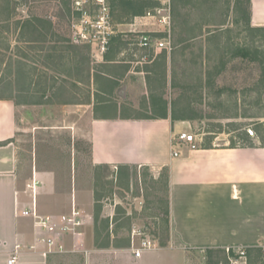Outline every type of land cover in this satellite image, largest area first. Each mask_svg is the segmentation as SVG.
I'll return each mask as SVG.
<instances>
[{
  "label": "rangeland",
  "instance_id": "rangeland-1",
  "mask_svg": "<svg viewBox=\"0 0 264 264\" xmlns=\"http://www.w3.org/2000/svg\"><path fill=\"white\" fill-rule=\"evenodd\" d=\"M234 2L172 0L170 35L191 40L186 46L155 50L137 43L140 32L162 29L144 17L153 0H108L113 32L101 53L75 39L73 24L79 14L73 0H0V95L16 104L19 138L27 151L30 148L37 168L61 178L73 174L76 188L92 193L91 199L77 204L84 217L77 243L68 235L63 238L65 249L76 243L77 250L55 253L59 256L55 264H207L204 250L174 249L166 242L167 167L93 166L90 108L64 101L83 97L82 90L96 98L100 85L101 91L110 90L100 94V100L111 113H118V102L122 112L147 119L173 112L184 118L173 122L191 126L192 144L264 146L262 66L233 58L229 50L235 44H250L264 56V32L244 30V12L240 6L233 10ZM32 15L49 17L56 35L68 41H57L41 30L32 34L34 41L26 42L27 33L14 25ZM45 34L48 39L42 40ZM69 45L79 47V53ZM106 53L120 60L116 64L120 66H100L99 78L96 59ZM87 62L90 85L74 87L76 69ZM133 230L145 232L155 245L138 259L131 258V244L140 238L136 234L132 238ZM229 248L233 250L229 263L222 254L214 260L250 264L239 253L245 247L222 248L226 255ZM251 261L264 264V253Z\"/></svg>",
  "mask_w": 264,
  "mask_h": 264
},
{
  "label": "crops",
  "instance_id": "crops-1",
  "mask_svg": "<svg viewBox=\"0 0 264 264\" xmlns=\"http://www.w3.org/2000/svg\"><path fill=\"white\" fill-rule=\"evenodd\" d=\"M250 2V24L264 27V0ZM109 55L96 59L99 78L100 66H120L116 65L120 60L115 62ZM109 91H101L99 85L96 98L92 93L89 104H77L91 111V163L167 167L168 245L199 250L262 246L264 146L172 145V136L191 133L190 125L173 122L170 113L153 115L155 119L124 113L120 102L118 113H111L105 109L107 103L100 100V94ZM18 119L14 100L0 99V141H9L0 145V264H9L15 250L16 259L11 264H55L57 254L44 256L40 248L30 249L36 233L32 218L22 215V209L33 199L39 214L58 218L83 198L91 199L92 193L76 188L73 174L61 178L53 171L37 168L30 148L27 151L19 138ZM174 150L177 155H173ZM32 178L39 181L33 195L27 186Z\"/></svg>",
  "mask_w": 264,
  "mask_h": 264
},
{
  "label": "built area",
  "instance_id": "built-area-1",
  "mask_svg": "<svg viewBox=\"0 0 264 264\" xmlns=\"http://www.w3.org/2000/svg\"><path fill=\"white\" fill-rule=\"evenodd\" d=\"M154 6L147 11L146 16L152 19L157 27L155 31H143L138 34L137 43L144 49H170L171 48V25H172V0H153ZM73 7L79 14L76 23L73 24L74 37L78 42L90 47H96L101 53L107 48L108 39L113 32L109 23V7L108 0H73ZM93 17V19H92ZM131 25H134L131 23ZM172 145L180 142L192 144L193 135L187 132H179L172 136ZM173 155H177L174 150ZM38 180L32 178L30 187L32 195L35 194V187ZM22 215L30 216L33 220V227L36 233L34 243L30 245V249L36 250L40 248L41 254L47 256L50 253H62L67 251H76V239L81 236L80 227L83 224L84 217L77 207L73 206L70 212L58 218L52 215H41L37 212L35 202L26 206L21 211ZM140 236L137 244H131V252L134 257H140L145 251H149L155 247L152 240L145 232L133 230L134 235ZM70 236L74 243L73 248L67 250L64 248V236ZM78 241V240H77ZM18 245L16 246V248ZM17 250L13 252L8 259L11 264L16 259ZM240 255L245 256L244 249L239 251Z\"/></svg>",
  "mask_w": 264,
  "mask_h": 264
},
{
  "label": "trees",
  "instance_id": "trees-1",
  "mask_svg": "<svg viewBox=\"0 0 264 264\" xmlns=\"http://www.w3.org/2000/svg\"><path fill=\"white\" fill-rule=\"evenodd\" d=\"M241 7L243 12H244V16H243V28L244 30L249 31L250 33H254L256 35L260 34L261 32H264V27H254L250 24V17H251V2L250 0H235L234 4H233V10H237L238 7ZM173 15V13H172ZM235 22H239V20H235ZM5 27H8L7 25H5ZM15 29L19 28L23 30V33H27L25 38L26 42H31L35 40V37L32 35L33 33H40L41 30H45L46 34L47 33H51L53 36L57 37V41H68V39L66 37H63L61 35H56V33L53 31L54 30V24L53 21L46 16H36V15H32L27 19H24L23 21L21 20H16L15 21V25H14ZM45 34V36L43 37L42 40H47V35ZM191 40V38L187 37V35H183V37H179L176 34L172 37L171 36V46L172 48H174L177 44L181 43L184 46H186L188 43V41ZM186 44V45H185ZM233 45V44H232ZM54 48V46H53ZM69 48H71L72 50H74L75 52L80 51L79 47H75L72 45H69ZM230 51V55L233 58H240V59H244L247 60L249 63H258V65L262 66V78L261 80V87L264 88V56L260 57L258 56L259 52L258 49L255 48L254 46L247 44V45H238L235 44L233 45V48L229 49ZM79 53V52H78ZM83 62V59L80 60V63ZM87 65L85 67H81L76 69L77 74L76 76L73 78V86L77 87L78 84L83 83L87 86L90 85V81H91V67L89 66V63H86ZM83 71L85 72V76H82ZM81 90V89H80ZM84 96L83 97H73V98H67L65 99V103L68 104H89L91 102V94L90 91L88 90H82ZM2 98H10L8 96L5 95H0V99ZM177 119H184L181 117L176 116L173 112L171 114V120H177ZM7 142H9L8 140L5 141H0V145H4ZM105 168H108L107 165H102ZM168 203V201H167ZM165 216H166V222L168 221V204L166 206L165 209ZM169 231V229H168ZM166 234V242L169 238V234ZM205 251V256L207 259V264H219L220 260L216 259L214 260V257L216 254L220 255L222 254L225 258V260L227 259V257L229 255H233V250L231 248H229L228 250V255L225 254V250L222 248H206L204 249ZM245 251V256L248 258V263L251 264V260L254 258L255 262L260 260L263 257V253H264V247L263 246H249V247H245L244 249ZM227 263H229L228 259L226 260ZM263 264V263H261Z\"/></svg>",
  "mask_w": 264,
  "mask_h": 264
}]
</instances>
